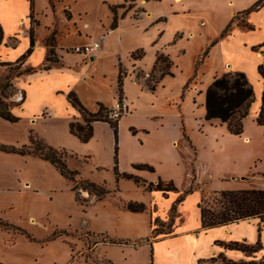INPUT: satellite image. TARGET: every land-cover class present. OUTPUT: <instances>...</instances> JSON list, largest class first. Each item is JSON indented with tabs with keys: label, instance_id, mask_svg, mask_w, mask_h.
<instances>
[{
	"label": "rangeland",
	"instance_id": "374dc122",
	"mask_svg": "<svg viewBox=\"0 0 264 264\" xmlns=\"http://www.w3.org/2000/svg\"><path fill=\"white\" fill-rule=\"evenodd\" d=\"M37 6L39 10H44L45 44L50 38L55 57L59 60L55 50L58 46L72 65L77 62V56L70 52V46L77 41L89 42L87 22L93 29L97 23L101 28V23H106L109 15V9L102 0H38ZM45 6L47 8L44 9ZM68 7L74 15L78 12H87V15L85 18L73 16ZM157 9L166 11L164 4H159ZM122 11L123 8H119L118 15ZM127 14L131 19L127 17L121 22L120 40H115L114 34L101 41L105 55L93 68H96V73H105L106 81L92 80L83 91L86 94L101 93L110 98L111 90L116 85L113 72L117 54L126 63L128 51L134 47H144L148 42L147 35H153L159 26L163 30L159 38L161 45L171 42L176 31H182V37L166 46L172 66L167 68L162 62H154L148 71L133 69V73L138 80L144 79L147 84H152L159 73L172 72L165 77L164 89L154 96L143 97L141 101L146 115L162 116L175 125L173 131L179 165L187 168L188 174L182 172L178 179L179 188L166 192L156 190L151 194L154 196L152 199L149 193L135 188L123 189L120 192L122 197L115 190L110 191L106 198L119 207L124 200L143 203L150 219L138 218L129 232L134 236L127 240H115V244L124 247H108L97 255L93 243L107 240V236L92 235L82 230L102 227L96 218L99 215L108 217L110 209L92 204L84 207L83 211L73 199L72 192L66 186L62 187L63 182L53 172L25 162L18 155L0 152V220L13 225L7 229L0 226V264H203L199 260L201 258L210 264L209 258L218 254L215 253L218 249L215 241L259 244V248L250 255L227 248L234 257H226L234 261L264 257V224L258 225V221L253 219L232 223L226 232L219 228H201L197 207L199 198L207 199L213 190H233L232 187L242 184L243 181L229 178L234 175L232 173L238 171L237 176L244 175L239 174L240 170L262 173L264 124L256 122L259 108L264 105V78L258 70L261 64L257 66V71L263 81L253 75V83L248 82L254 99L242 119V132L240 135L231 134L225 123H209L204 119V92L212 77L219 75L216 71H220L222 64L219 55L207 58L203 34L194 37L187 35L189 29L198 25V15L201 13L173 16L168 22L156 23L145 32L143 22L137 20L146 13L140 7H133ZM41 33L38 31V38ZM99 33L97 29L96 35ZM151 60L152 53H146L144 64L149 65ZM12 72V68L0 65V78ZM13 80L6 92L10 95L9 100L18 103L23 92L13 85ZM25 125L24 121L9 123L0 120V143L20 146L26 140ZM243 136H248L250 140H243ZM195 160L200 163V179ZM24 178L33 182V188L22 186L20 181ZM253 184L263 187L264 177H259ZM189 188L191 191L175 204V211L172 212L173 203ZM80 192L77 190L76 195L82 200ZM148 202L151 204L149 207ZM85 204H88L86 199ZM31 217L33 222L30 221ZM169 219L172 220L171 224ZM194 231L197 233L193 234ZM26 233L33 239L27 237Z\"/></svg>",
	"mask_w": 264,
	"mask_h": 264
},
{
	"label": "crops",
	"instance_id": "0c3cea01",
	"mask_svg": "<svg viewBox=\"0 0 264 264\" xmlns=\"http://www.w3.org/2000/svg\"><path fill=\"white\" fill-rule=\"evenodd\" d=\"M257 2H259L258 5L251 8ZM37 3L38 0H32L31 10L29 0H0V27L2 31L0 62L15 61L27 50L29 47V29L32 28L33 46L25 57L21 68L39 67L44 64L47 52L44 42L46 36L45 17L42 14L44 10H39ZM102 3L107 5L108 9L111 5L122 4L124 6L119 8H123V11L118 15L119 8H117L119 21L115 28H111L113 13L110 9L106 23L102 24V20L99 19L101 28L97 23L93 29L90 23L87 22V32H90L89 41L99 38H102L101 41H103L114 34V39L120 40L121 22L124 18H130L126 13L133 7H140L146 13L144 17L137 20L143 22V32L156 23L168 22L171 17L176 15L191 12L201 13L200 16L198 15V25L196 28L189 29L187 35L194 37V35L203 34V45L207 50V58H214L218 55L221 57L220 62L222 65L220 71H216V74L242 72L250 83H253V75L263 81L257 71V66L261 64L264 69V0H180L178 2L174 0H102ZM159 4H164L166 11L157 9ZM45 8L47 7L45 6ZM68 10L73 16H84L85 18L87 15V12H78L74 15L69 7ZM121 15H123L122 18H120ZM91 27L92 30L90 31ZM227 27L228 29L225 31ZM161 28L159 26L155 29L153 35H147L148 42L144 47H134L133 50L128 51L125 56L126 63L125 60L124 62L121 60L118 54L116 55L117 64L113 72L114 84L116 85L111 90L110 98H106L101 93L86 94L83 91L84 87H89L92 80L106 81V74L102 71L96 73V68H93L105 55V50L101 49V46L88 57L72 51L74 46L81 45L86 41H77L78 43L70 46V52L75 53L77 56V62L73 65L64 58L63 52L57 46L55 50L59 57V64L51 65L47 70L23 74L14 78L13 85L23 92V99L11 109V112L18 117L17 122H26L27 129L26 140L21 144L28 142V131L32 129L47 144L57 148H65L71 153V156L66 159V163L70 169L78 171L76 179L86 178L104 186L106 183L108 188L105 187L109 191L115 190L120 197H122L120 192L123 189H140L149 193L150 199H152L154 196L151 194L156 190L146 191L129 179L119 178L115 181L113 174L115 141L112 128L106 121L96 120L92 122V136L87 142L80 141L69 130L71 121L83 123L79 111L67 99L69 91L76 94L80 103L89 112H96L99 104L107 109L117 97H122L128 108L126 114L117 121L116 154L118 171L137 175L152 183L156 182L158 178L165 181L171 180L174 186L179 188L178 179H180L182 172L188 174V169L183 165H179L176 135L173 131L175 125L162 116H152V113L149 116L146 115L147 113L144 112L143 108L144 104L141 101L143 97L154 96L158 91L164 89L165 77L171 75L172 72L159 73L157 80L153 82V90L149 88L144 79L138 80L133 73V69L148 71L152 68L158 54L166 55L172 66L166 46L174 44L177 38L183 36V32L176 31L171 42L161 45L159 43V38L163 33ZM97 29L100 32L98 35H96ZM38 31H42L40 38H38ZM163 49L164 51H162ZM135 51H142L141 56L132 58L131 54ZM148 52L152 53V60L149 65L143 62L144 56ZM119 69L123 73L120 95L117 90ZM219 75H214L212 80ZM207 122L220 121L212 119ZM242 139L247 142L250 140L248 136H243ZM7 145L11 144L8 142ZM6 154L18 155L25 162L40 165L53 172L55 177L63 182L62 187L65 188L66 186V189L72 192L73 199L81 205L83 211L84 207L92 204H98L101 207L106 206L110 209L111 212L108 217L99 215L96 218L102 223V227L82 230L92 235L107 236V240H98L93 243V250L97 255L100 254L102 249L108 247H124L125 245H117L109 240H127L130 236H134L129 232L131 231V225L135 226L138 218L150 219L147 210L144 212H130L106 197L98 200L94 195H89L83 189H79L82 197V203H80L75 199V191L71 189V182L65 179L47 161L31 155ZM194 162L200 179V163L196 160ZM138 164L151 166L153 172L146 169H136L135 165ZM261 172L255 174L240 170L239 174H244L241 176H237L238 171L232 173L234 175H230V179L243 181L242 184L232 188L264 189V186L259 187L253 184V181L256 182L259 177H264V168ZM20 183L23 187L33 188V182L28 178H24ZM150 205L148 202L147 206ZM253 219L258 221L256 218L245 219V221H253ZM30 221L33 222L34 219L31 217ZM231 224L211 228H219L226 232ZM196 233L197 231L193 232V234ZM224 242L228 241H222V243ZM217 246L218 249L215 253H223L227 257L231 256L228 252L229 249L220 244ZM199 260H202L203 264L207 263L205 259L201 258Z\"/></svg>",
	"mask_w": 264,
	"mask_h": 264
},
{
	"label": "trees",
	"instance_id": "16d2710c",
	"mask_svg": "<svg viewBox=\"0 0 264 264\" xmlns=\"http://www.w3.org/2000/svg\"><path fill=\"white\" fill-rule=\"evenodd\" d=\"M30 1V8L32 10V0ZM133 1V0H125ZM255 3L251 8L258 5ZM124 5H111L110 11L113 13L111 28H115L118 23L117 8ZM121 15L120 18H122ZM228 27L225 29L227 31ZM2 40V31L0 27V43ZM33 31L29 29V47L27 50L15 61L12 62H0V65H5L14 72L7 74L0 78V119L13 123L18 121V117L13 115L11 109L18 105L9 100L10 95L7 94V88L11 87L12 80L23 74H30L37 71L47 70L51 65L59 64L58 58L55 57L53 52V41L49 38L46 40L47 52L45 56V62L39 67H26L21 68L25 57L29 54L33 46ZM142 51H135L131 54L132 58L140 57ZM162 62L164 67L171 65L170 60L164 54H158L155 59V64ZM258 70L264 78V70L262 65L258 66ZM123 73L119 69L117 78V90L118 94L121 93ZM151 90L154 89V83L148 84ZM68 101L79 111L83 123L71 121L69 123L70 132L75 135L80 141L87 142L92 136V122L96 120L106 121L112 128L114 135V156H113V174L115 181L119 178L129 179L135 185L141 186L146 191L160 190L166 192L168 190H175L171 180L165 181L158 178L156 183L148 182L145 179L125 172H119L117 169V121H112L107 118L106 107L99 104L96 112H89L78 100L76 94L73 91L67 93ZM254 94L252 87L249 85L245 75L242 72H225L219 76H215L212 82L206 87L204 92V119L212 120L218 119L220 122L225 123L227 130L234 134L239 135L242 132V119L247 115L248 109L253 102ZM256 122L258 124H264V106L262 105L258 115L256 116ZM0 151L5 153H15L19 155H31L33 157L41 158L52 165L65 179L72 184V190L75 191L76 201L82 203L76 195V191L79 189L86 190L89 195H94L96 199L100 200L109 194V190L103 184H97L89 179L83 178L80 181L76 180L77 170L70 169L67 166L66 159L71 156L65 148H57L47 144L41 137H39L32 129L28 131V142L18 147L13 145H5L0 143ZM136 169H146L153 172L151 166L145 164L135 165ZM191 188L183 191L179 198L171 206L172 212L175 211V204L179 203L189 193ZM163 195H165L163 193ZM206 200V201H205ZM122 206L130 212H144L147 207L137 201L124 200L121 201ZM197 207L199 209L200 225L201 228H211L227 225L229 223L238 222L240 220L256 218L258 225L264 224V189L250 188V189H233V190H213L211 195L207 199L200 198ZM171 219L169 222L171 224ZM0 226L7 229L13 227V225L0 220ZM165 234V233H159ZM27 237L31 238L29 234ZM33 239V238H31ZM111 243H117L114 240H109ZM215 243L224 246L225 248H234L241 252L250 255L254 253L259 244L248 245L244 242H229L222 243L215 241ZM210 264H264V257L260 259L250 260H238L234 261L227 258L223 253L217 254L215 257L209 258Z\"/></svg>",
	"mask_w": 264,
	"mask_h": 264
},
{
	"label": "built area",
	"instance_id": "2783aa9c",
	"mask_svg": "<svg viewBox=\"0 0 264 264\" xmlns=\"http://www.w3.org/2000/svg\"><path fill=\"white\" fill-rule=\"evenodd\" d=\"M101 40L102 38H99L97 40H92L81 45L74 46L72 51L88 57L101 46ZM127 108L128 106L126 101L122 97H117L112 105L106 109L107 118L112 121H118L126 114Z\"/></svg>",
	"mask_w": 264,
	"mask_h": 264
},
{
	"label": "bare ground",
	"instance_id": "6f19581e",
	"mask_svg": "<svg viewBox=\"0 0 264 264\" xmlns=\"http://www.w3.org/2000/svg\"><path fill=\"white\" fill-rule=\"evenodd\" d=\"M174 1H179V0H174Z\"/></svg>",
	"mask_w": 264,
	"mask_h": 264
}]
</instances>
